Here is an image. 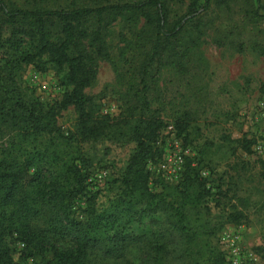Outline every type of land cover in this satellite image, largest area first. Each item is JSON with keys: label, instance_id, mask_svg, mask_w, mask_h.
<instances>
[{"label": "trees", "instance_id": "obj_1", "mask_svg": "<svg viewBox=\"0 0 264 264\" xmlns=\"http://www.w3.org/2000/svg\"><path fill=\"white\" fill-rule=\"evenodd\" d=\"M235 1L0 0V132L8 136L0 146V264H230L175 201L152 190L148 162L162 154L157 140L172 103L157 87L160 69L187 74L209 35L216 46L264 58L263 37L225 30ZM244 1L250 3L244 18L264 20V0ZM115 23L123 24L117 33ZM102 60L115 73L116 116L101 113L98 95L85 92ZM23 62L59 71L61 98L44 102L23 89L17 81ZM69 106L76 118L64 132L57 119ZM186 110L171 114L185 139L196 120V111ZM237 141L250 153L255 138ZM101 142L110 144L106 153L130 145L111 196L90 187L87 149ZM179 177L178 196L223 217L219 225L245 219L241 210H225L226 193L208 185L191 157ZM153 213L159 216L150 234L129 231V222Z\"/></svg>", "mask_w": 264, "mask_h": 264}, {"label": "rangeland", "instance_id": "obj_2", "mask_svg": "<svg viewBox=\"0 0 264 264\" xmlns=\"http://www.w3.org/2000/svg\"><path fill=\"white\" fill-rule=\"evenodd\" d=\"M249 7L250 3L236 0L232 4V20L225 30H232L236 37L242 32V38L255 35L258 39L264 38V20L244 18ZM122 26L115 23L112 29L117 33ZM259 30L262 33H258ZM190 59L187 74L181 75L166 67L160 69L157 77V87L165 100L172 103L167 105L164 115L167 123L157 140L162 154L148 162L151 188L175 201L183 209L189 226L205 231L209 243L221 250L230 264L232 259L239 264H264V58L250 49L239 52L230 46H216L209 35ZM60 76L61 73L50 65L40 70L33 63L23 62L17 81L34 97L53 102L66 90L60 84ZM114 82L113 67L102 60L98 62L94 82L85 89L87 94L98 95L100 112L110 116H116L121 110V101L110 91ZM184 109L196 111V120L189 128L187 139L184 134L176 133L171 115L173 110L179 114ZM75 118L76 113L69 106L58 117L57 124L66 132L72 128ZM243 136L255 138L250 153L244 152L237 141ZM7 139V134L1 131L0 146ZM258 144L263 148L261 151L257 149ZM108 145V142H101L87 149L93 156L90 178L93 186L90 187H99L104 196L117 192L118 177L130 150V145L110 146L106 153ZM189 157L199 165L209 186L214 189L220 185L226 193L225 210L243 211L244 220L219 225L223 217L206 214L178 196L175 187ZM177 168L180 174L175 177L172 172ZM84 205L82 197L76 200V215H81ZM158 216L153 213L133 220L128 223V229L150 234L154 229L152 219ZM59 242L67 244V240Z\"/></svg>", "mask_w": 264, "mask_h": 264}, {"label": "built area", "instance_id": "obj_3", "mask_svg": "<svg viewBox=\"0 0 264 264\" xmlns=\"http://www.w3.org/2000/svg\"><path fill=\"white\" fill-rule=\"evenodd\" d=\"M42 88L45 89V86H42ZM169 128L171 129L172 127L169 126ZM257 149H259V150L261 151L263 148H262L261 145L258 144V145H257ZM176 160L179 162V161H180V156H178ZM172 174H173V176H175V177L178 176V175L180 174V169L177 168V169L173 170ZM231 263H232V264H239L238 261L235 260V259H232Z\"/></svg>", "mask_w": 264, "mask_h": 264}]
</instances>
